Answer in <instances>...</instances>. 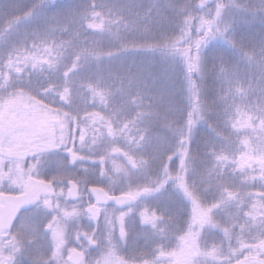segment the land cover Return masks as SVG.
<instances>
[{"label": "snow or ice", "instance_id": "6c2138e0", "mask_svg": "<svg viewBox=\"0 0 264 264\" xmlns=\"http://www.w3.org/2000/svg\"><path fill=\"white\" fill-rule=\"evenodd\" d=\"M256 23L264 0L0 3V264H264Z\"/></svg>", "mask_w": 264, "mask_h": 264}, {"label": "trees", "instance_id": "16d2710c", "mask_svg": "<svg viewBox=\"0 0 264 264\" xmlns=\"http://www.w3.org/2000/svg\"><path fill=\"white\" fill-rule=\"evenodd\" d=\"M4 0H0V3H3ZM30 2V0H29ZM121 2H126L130 4L138 3L139 0H121ZM82 3V0H56V7L60 9L70 8L73 6H76L77 4ZM21 28H23V25H21ZM238 35H244L245 39L248 41H259L261 36L264 35V28L261 27L259 23L248 25V24H241L239 28ZM15 38V33H13L11 36L5 39H0V51L6 50L8 45L10 44L11 40ZM209 51H224L225 53L231 55L232 50L231 48L224 43L223 41H213L209 45ZM135 58L136 60H145L147 61L148 57L142 53H137L135 56L132 54H124V55H118L113 58L111 63L114 65H127L131 62V60ZM44 174L51 175V169L45 168Z\"/></svg>", "mask_w": 264, "mask_h": 264}]
</instances>
